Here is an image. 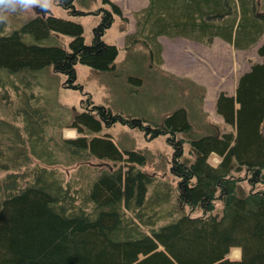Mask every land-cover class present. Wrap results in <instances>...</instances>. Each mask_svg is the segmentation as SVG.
Returning a JSON list of instances; mask_svg holds the SVG:
<instances>
[{"label": "trees", "instance_id": "16d2710c", "mask_svg": "<svg viewBox=\"0 0 264 264\" xmlns=\"http://www.w3.org/2000/svg\"><path fill=\"white\" fill-rule=\"evenodd\" d=\"M59 1L72 18L83 13L71 0ZM109 1L103 0L111 11L101 10L90 44L80 23L48 9L10 32L0 25V88L4 74L52 68L67 78L65 87L80 90L78 64L114 71L119 48L103 36L113 15L128 18ZM146 1L138 14L143 17L138 35L147 47L157 44L150 55L161 54V36L205 44L218 38L236 49H248L264 37L258 0ZM55 35L69 37L68 46L58 44ZM258 53L262 61L241 75L235 94L221 93L217 99L225 126L221 134L176 140L193 131L184 108L151 128L144 125L147 120H127L90 99L69 125L78 136L61 137L52 148L47 144L71 162L93 157L114 164L101 171L83 198L45 167L48 163L21 173L35 157L40 136L34 131L46 123L37 120V112H22L23 126L19 116L1 118L0 171L8 173L0 177V264H264V43ZM117 123L137 125L151 137L169 136L175 180L168 193L156 189L148 197L153 180L136 168L146 164V157L123 151L102 132ZM212 154L220 158L216 166L209 162ZM170 203L175 205L167 216L172 220L157 227L159 208ZM235 248L241 250L239 260L228 257Z\"/></svg>", "mask_w": 264, "mask_h": 264}, {"label": "rangeland", "instance_id": "374dc122", "mask_svg": "<svg viewBox=\"0 0 264 264\" xmlns=\"http://www.w3.org/2000/svg\"><path fill=\"white\" fill-rule=\"evenodd\" d=\"M71 1L75 11L83 12L79 13L80 16L72 18L69 10L62 6L64 3L59 0H54V6L48 10L56 16L71 18L80 23L84 28L86 44H90L94 28L101 22V10L111 11V6L104 4L103 0ZM44 2L46 0L35 5L27 14L10 17L9 23L2 26L4 31L19 28L29 18L35 17L42 10ZM109 2L117 4L123 16L128 18L126 21L113 15L114 23L103 36L106 43L119 48L114 71L98 72L87 65L78 64L76 83L82 86L80 90L65 87L67 78L55 73L52 68L39 72L4 74V86L0 88V119L12 120L19 116L18 124L23 126L22 112L34 110L39 114L37 120L46 122L44 128L34 131L40 136L37 142L34 141L35 157L21 173L28 175L35 167H43L45 165L42 163H48L45 167L71 191H76L80 198L91 191L101 171L110 169L114 164L93 157L71 162L63 154L47 149V144L52 148L61 137L67 139L78 136V131L69 125L74 113L81 112L86 104H90V99L94 106L111 108L113 113L126 117L127 120H147L149 122L144 125H150L151 128L161 124L166 115L184 108L193 131L191 135L179 134L176 140L221 134L225 126L216 109L219 95H234L241 75L253 64L262 61L258 50L264 43V37L248 49H236L218 38L205 44L181 37L161 36L157 39L161 45V54L150 55V50L156 49L157 44L147 47L138 35L143 22V17L140 18L138 14L146 7L147 1ZM258 12L264 15V0H258ZM55 37L58 44L68 46L69 37ZM136 126L117 123L102 132L110 135L123 151H135L146 157V164L136 168L148 173L153 180L154 185L148 189L149 198L156 189L168 193L175 180L171 173L174 148L168 141L169 136L151 137ZM39 145L42 148H38ZM190 149V144L184 143L183 152L187 154ZM209 162L216 166L220 158L212 154ZM120 165L125 166L124 163L117 164ZM7 173L0 171V177ZM28 180L29 178L26 179ZM174 208L173 203L159 208L160 221L157 227L172 220L167 216L170 217ZM228 257L239 260L241 250L233 249Z\"/></svg>", "mask_w": 264, "mask_h": 264}, {"label": "clouds", "instance_id": "9594fccd", "mask_svg": "<svg viewBox=\"0 0 264 264\" xmlns=\"http://www.w3.org/2000/svg\"><path fill=\"white\" fill-rule=\"evenodd\" d=\"M42 0H0V25L9 23L10 17L31 12L35 5ZM54 6V0H46L42 9H50Z\"/></svg>", "mask_w": 264, "mask_h": 264}, {"label": "flooded vegetation", "instance_id": "af4514ba", "mask_svg": "<svg viewBox=\"0 0 264 264\" xmlns=\"http://www.w3.org/2000/svg\"><path fill=\"white\" fill-rule=\"evenodd\" d=\"M260 13V12H259ZM262 14V13H261Z\"/></svg>", "mask_w": 264, "mask_h": 264}]
</instances>
